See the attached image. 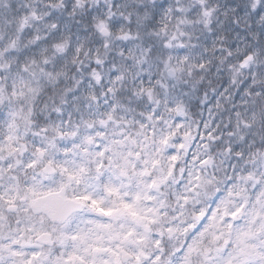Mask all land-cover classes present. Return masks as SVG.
Segmentation results:
<instances>
[{"label":"clouds","instance_id":"clouds-1","mask_svg":"<svg viewBox=\"0 0 264 264\" xmlns=\"http://www.w3.org/2000/svg\"><path fill=\"white\" fill-rule=\"evenodd\" d=\"M0 264H264V0H0Z\"/></svg>","mask_w":264,"mask_h":264}]
</instances>
